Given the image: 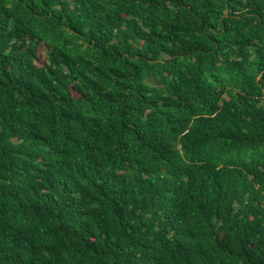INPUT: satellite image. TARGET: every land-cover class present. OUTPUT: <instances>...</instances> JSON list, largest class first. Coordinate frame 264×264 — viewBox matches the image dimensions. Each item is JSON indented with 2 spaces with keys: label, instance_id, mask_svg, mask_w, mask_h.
Wrapping results in <instances>:
<instances>
[{
  "label": "trees",
  "instance_id": "16d2710c",
  "mask_svg": "<svg viewBox=\"0 0 264 264\" xmlns=\"http://www.w3.org/2000/svg\"><path fill=\"white\" fill-rule=\"evenodd\" d=\"M0 264H264V0H0Z\"/></svg>",
  "mask_w": 264,
  "mask_h": 264
},
{
  "label": "rangeland",
  "instance_id": "374dc122",
  "mask_svg": "<svg viewBox=\"0 0 264 264\" xmlns=\"http://www.w3.org/2000/svg\"><path fill=\"white\" fill-rule=\"evenodd\" d=\"M40 56H41V58H40L39 63H42L44 61V49L43 48L40 51Z\"/></svg>",
  "mask_w": 264,
  "mask_h": 264
}]
</instances>
